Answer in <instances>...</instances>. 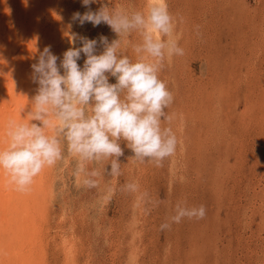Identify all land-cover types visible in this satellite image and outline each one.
<instances>
[{
    "label": "rangeland",
    "instance_id": "obj_1",
    "mask_svg": "<svg viewBox=\"0 0 264 264\" xmlns=\"http://www.w3.org/2000/svg\"><path fill=\"white\" fill-rule=\"evenodd\" d=\"M101 2L131 18L148 0ZM65 6L87 11L82 0ZM167 9L172 38L185 50L166 57L158 73L174 97L165 110L172 120L161 127L176 135V152L157 167L130 159L121 140L120 175L107 173L111 158L86 162V171L99 173L97 187L86 188L83 174L79 181L74 175L78 161L66 139L57 136L63 158L49 173V264L65 263V237L77 238L76 264H264V0H167ZM85 25L77 23L74 32L118 39V55L137 60L140 29L118 36L107 25ZM76 45L82 47L79 39ZM102 51L98 43L97 54ZM109 82L116 80L109 76ZM178 202L203 205L205 217L170 223ZM164 223L170 227L161 229Z\"/></svg>",
    "mask_w": 264,
    "mask_h": 264
},
{
    "label": "clouds",
    "instance_id": "obj_2",
    "mask_svg": "<svg viewBox=\"0 0 264 264\" xmlns=\"http://www.w3.org/2000/svg\"><path fill=\"white\" fill-rule=\"evenodd\" d=\"M92 4L100 7L93 11ZM82 6L87 11L74 12L71 24H104L118 36L140 29L143 42L134 49L138 58L133 62L126 55H118L120 40L109 43L104 35L89 39L73 34V44L79 39L82 47L68 48L59 64L60 58L52 54L50 47L43 49L38 63L31 65V79L38 86L31 101L35 110L29 113L32 123L9 120V146L0 150V170L8 173L19 191L26 190L44 168L63 158L59 135H63L68 152L77 159L74 175L79 181L83 174L86 188L97 187L94 178L99 176L96 170L86 171V162L111 158L107 173L120 175L119 158L124 155L121 140L133 153L130 159L157 167L176 152V135L170 127H161L162 120H172L165 110L174 97L158 73L166 57L184 56L185 50L172 38L174 21L164 0H148L145 11L134 12L131 18L110 11L101 0H82ZM98 43L103 45L99 54ZM82 54L81 67L78 61ZM109 76L116 83H110ZM89 105L91 115L86 116L85 107ZM51 110L55 122L49 118ZM49 129L55 135L46 134ZM125 187L134 190L136 186ZM205 215L203 205L189 208L178 202L170 223H180L185 217L203 219ZM170 223L162 224L161 229L170 227Z\"/></svg>",
    "mask_w": 264,
    "mask_h": 264
},
{
    "label": "bare ground",
    "instance_id": "obj_3",
    "mask_svg": "<svg viewBox=\"0 0 264 264\" xmlns=\"http://www.w3.org/2000/svg\"><path fill=\"white\" fill-rule=\"evenodd\" d=\"M164 3L167 6V0ZM72 14L65 0H0V150L9 146V120L32 123L29 113L35 110L31 101L38 86L32 82L31 65L38 63L45 47L60 58L58 64L68 48L77 47V40L72 42L76 34V24L70 23ZM49 118L55 122L54 110ZM46 134L55 132L49 129ZM193 136L197 141L199 137ZM51 168H44L24 191L17 190L8 173L0 170V264H49ZM62 241L66 256L63 264H76L80 247L76 246L77 238L71 241L65 237Z\"/></svg>",
    "mask_w": 264,
    "mask_h": 264
}]
</instances>
